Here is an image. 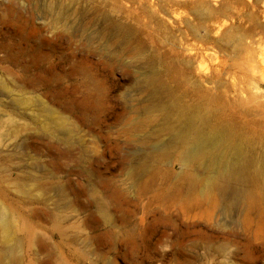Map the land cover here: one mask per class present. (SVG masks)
Segmentation results:
<instances>
[{"label":"rangeland","instance_id":"374dc122","mask_svg":"<svg viewBox=\"0 0 264 264\" xmlns=\"http://www.w3.org/2000/svg\"><path fill=\"white\" fill-rule=\"evenodd\" d=\"M193 112L264 162V0H0V264H264V173L182 177Z\"/></svg>","mask_w":264,"mask_h":264},{"label":"bare ground","instance_id":"6f19581e","mask_svg":"<svg viewBox=\"0 0 264 264\" xmlns=\"http://www.w3.org/2000/svg\"><path fill=\"white\" fill-rule=\"evenodd\" d=\"M79 106L86 107L84 103ZM184 121L185 125L172 134L173 142L186 147L182 159V177H193L191 168L201 164L212 171L204 182L203 191L206 195L214 191L228 194L230 198L223 204L225 207L251 204L258 193L256 186L264 173V162L251 169L233 133L227 129L209 128V116L193 112ZM12 226L11 216L4 210L0 211L1 229L7 233Z\"/></svg>","mask_w":264,"mask_h":264}]
</instances>
